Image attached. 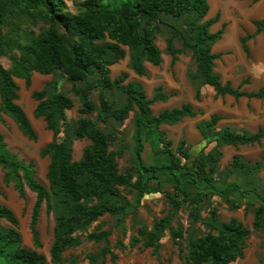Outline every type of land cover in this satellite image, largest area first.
I'll return each mask as SVG.
<instances>
[{"label":"trees","instance_id":"trees-1","mask_svg":"<svg viewBox=\"0 0 264 264\" xmlns=\"http://www.w3.org/2000/svg\"><path fill=\"white\" fill-rule=\"evenodd\" d=\"M209 7V0H135L123 2L112 9L103 0H84L80 10L74 13L69 10L66 0H0V57L10 56L12 62L11 68L0 62V112L9 115L25 136L36 140L38 136L31 120L18 102L20 85L16 78L25 79L30 86L32 72L48 75L61 70L73 82L72 90L82 100L81 116L74 135L90 140L80 159L75 160L72 142L67 137L56 139L66 129L67 112L74 107L73 99L64 92H54L50 96L45 89L32 92L33 98L38 101L36 117H43L47 128L55 134V139L40 152L42 157H50L47 188L37 179L35 162L19 161L9 151L4 135L0 133V165L7 170V179L16 182L21 195H24L25 186L37 195L30 223L35 246H41L38 223L44 202L48 212H55L56 219L49 260L46 254L23 245L17 214L10 206L0 202V264L61 263L64 252L79 242L76 231L107 214L118 215L125 211L129 204L120 197L122 187H131L141 195L162 193L169 199L172 205L169 213L156 219L152 228H139L144 244L156 249L161 245L167 229L175 240L183 237V225L175 228L171 223L185 203L191 206L193 218L203 221L200 202L209 195V190L222 194L229 190V186L219 187L216 176L223 146L260 143L264 139V130L238 133L229 126L216 130L221 115L213 114L210 120L199 122L198 128L204 139L208 143L215 142V145L209 151L202 150L189 162L186 140L182 139L176 150L173 149L172 140L164 130H160V126L178 123L184 117H195L198 112L193 105L185 101L179 107L154 114L152 104L169 98L163 87L156 88L154 96L148 98L142 83L134 80L124 83L129 77L128 71L112 78L110 69L111 65L126 57L125 47H128L129 67L139 75H147L146 61L154 65L162 62V50L156 39L164 25L172 28L171 35L180 36L184 47L192 52L198 75L204 84L213 86L221 95L229 93L236 97L264 98V87L247 93L230 83L223 84L214 71L218 55L212 52V47L223 31L211 32L210 27L218 17L206 19ZM28 15L48 26L39 33H16L10 25ZM165 16L176 19L186 16L190 37L167 21ZM255 23L264 31V19ZM6 26H9L8 34L4 33ZM172 36L167 40V47L174 64L180 50L174 47ZM14 49L18 50V55ZM96 73L98 82L90 83ZM79 83H85L86 87L82 88ZM97 87H100L98 118L102 123L110 120L123 122L131 111L137 110L135 137L139 164L132 169L119 168L118 157L122 152L111 148L118 138L117 133L103 130L88 116L97 108L90 97L92 89ZM111 89L122 90L125 96L122 103L117 104L111 99L107 93ZM150 127L157 129L158 140L163 144V152L169 155V162L147 163L143 159L144 131ZM229 165V172L246 178L258 174L264 162L245 161L241 155L235 154ZM145 174L147 177L144 179ZM135 175L137 178L134 180ZM163 175L171 180L172 188L165 185ZM188 185L196 188L197 192L192 193ZM233 185L240 196L259 201L253 212V227L264 229V192L249 187L239 189L237 182L230 183V186ZM203 187L209 190L204 191ZM226 201L232 207L237 206V201L230 196ZM3 220L9 225H4ZM204 222L211 231L190 240L185 264H232L245 256L251 230L242 221L237 218L222 221L214 207L210 219ZM102 226L98 225V229ZM110 235L111 231L101 230L92 232L89 237L95 241H107ZM107 252L109 249L105 248L104 256Z\"/></svg>","mask_w":264,"mask_h":264},{"label":"rangeland","instance_id":"rangeland-1","mask_svg":"<svg viewBox=\"0 0 264 264\" xmlns=\"http://www.w3.org/2000/svg\"><path fill=\"white\" fill-rule=\"evenodd\" d=\"M84 0H66L69 10L77 12L80 10V4ZM135 0H103L105 5L110 8L116 9L123 2ZM229 3L236 4L237 0H227ZM211 12L208 16L213 17L218 11L210 3ZM235 8V7H234ZM165 19L170 21L173 25L181 29L187 37H190L189 29L186 26L187 17L179 19L165 16ZM16 22L10 27L16 33L34 32L39 33L44 30L48 25L41 20H36L33 16H22L15 20ZM219 28L215 26L214 31ZM172 28L162 25L161 31L157 35L156 42L159 47L164 51L165 59L160 65H153L145 62L147 75L139 76L129 67L130 63V50L125 47L127 54L126 57L112 66L111 76L115 78L123 71L129 72L128 79L125 84L130 81H140L143 83L144 88L149 98L155 94L156 88L164 85V88L169 87V81H177L180 77V71L183 73L184 69L194 74L195 78L199 79L198 67L193 57L192 52L185 48L180 36H172ZM9 26H6L4 33L8 34ZM177 35V34H176ZM173 38L174 47L180 51L177 53L178 64L171 63V53L167 47V40L169 37ZM231 46V53L235 58H239V47L235 44V40L229 43ZM15 54L18 55V50L14 49ZM257 58L262 57L260 53ZM0 62L6 67L11 68L12 62L10 56L0 57ZM20 85V99L19 103L27 113L31 123L37 133L38 138L31 140L25 136L19 129L17 123L7 114L0 112V133L4 135V141L9 151L19 160L30 162L34 161L37 170V179L49 188L47 180V168L50 163V157H42L41 149L48 143L55 139V134L52 130L47 128V123L43 117H36L35 109L38 101L33 98L32 92L34 90H43L47 92V96L52 95L54 92H64L68 94L74 102V107L67 112V125L61 133L56 136L57 140L67 137L73 146V158L80 159L85 146L90 144L87 138H77L74 135V128L78 118L81 116L80 108L82 100L77 96L72 88L73 82L68 80L61 70H55L48 75L38 74L32 72V83L27 86L25 79L16 78ZM99 80L98 74L91 77L90 83H97ZM82 88L86 87L85 83H79ZM261 86V81L256 79L251 85V90H257ZM99 92L100 87L94 88L91 91V99L97 104V108L91 112L90 116L96 123L105 131H115L118 135L117 140L112 144V149L120 150L122 155L118 157V164L120 170L132 169L139 160L136 155L137 140L135 137L137 131L136 114L137 110L131 111L129 117L123 122L110 120L108 123H102L98 118L99 109ZM107 93L111 99L115 100L117 104L124 101V93L122 90L111 89ZM207 93L206 97H209ZM167 104L153 103V113L157 114ZM65 128V127H64ZM164 129L167 136L173 142V149L176 150L180 140L185 133H182L177 125H162L160 130ZM157 129L150 127L144 131L145 148L142 152V157L147 163H164L169 162L170 157L163 152V144L158 141ZM215 142L205 144L209 149ZM187 147V146H186ZM243 160H259L264 162V144L252 147L239 148ZM233 152L227 151L224 158L220 161L219 171L217 172V180L220 188L228 187L229 192L225 194L217 193L215 190H209L203 187V190H209V195H206L203 201L200 202V215L203 221L195 220L191 215V206L185 203L184 206L178 210L172 221V226L177 227L183 225L184 233L182 238L174 239L171 236L169 229L165 232L161 245L156 249L147 247L144 244V238L139 234L141 226H148L152 228L156 219L163 217L172 210V205L169 199L162 193H148L141 195L140 192L131 187H122L120 197L129 205L125 211L118 215L107 214L99 220L85 225L83 228L76 231L75 235L78 236L79 242L67 249L64 252V258L59 264H185L188 257L190 240L208 233L211 231L210 227L204 222L210 219L212 208L218 210L219 217L222 221H228L231 218H237L242 221L250 230V236L247 239V247L245 249V256L232 264H262L264 262V229H255L253 227L254 221V208L259 204L258 200L249 199L236 194L234 185L230 183H239L240 188H256L264 192V171L260 174H253L243 178L236 173L229 172V162L232 159ZM259 158V159H258ZM147 177L145 174L144 179ZM137 178L135 175L134 180ZM165 179V185L172 188L171 180ZM151 185H155L152 181ZM0 201L10 206L17 214L20 221V230L23 235V245L37 249L39 252L46 254L50 260V247L54 240V226L56 224L55 212L47 211L45 202L43 203L40 219L38 223V230L40 234L41 246H35L31 234V216L33 207L36 202L37 195L28 186H25L24 195L20 194L19 188L15 181L7 179V170L0 165ZM192 193H196L197 189L188 185ZM227 196L237 201V206L232 207L226 201ZM56 203V201H55ZM3 224L8 226L9 223L3 220ZM103 226L98 229V225ZM109 230L111 235L107 241L92 240L89 235L94 231ZM109 249L104 256L103 250ZM115 259H114V258ZM3 260V259H2Z\"/></svg>","mask_w":264,"mask_h":264},{"label":"crops","instance_id":"crops-1","mask_svg":"<svg viewBox=\"0 0 264 264\" xmlns=\"http://www.w3.org/2000/svg\"><path fill=\"white\" fill-rule=\"evenodd\" d=\"M210 3L215 9L214 11H218L213 16L218 17L217 21L211 25L210 30L216 32L214 28L218 26V30L223 31L221 38L212 47V52L218 55L215 59L214 71L220 76L223 84L230 83L234 88H239L247 93L259 91L264 87V31L260 30L255 21L264 19V0H237L236 4L229 3L227 0H209V6ZM210 13L212 12L209 7L206 19L213 18L208 16ZM233 40L239 47V58H235L231 53L229 43ZM258 53L262 57L257 58ZM164 59L165 54L162 50V62ZM170 61L172 63V55ZM113 65L110 66L111 70ZM172 65L178 68L180 62L178 64L176 59V62ZM134 73L137 74L135 71ZM180 73L177 81L174 80L172 83L169 81V87L164 88V85H160L163 87V92L169 95V98L166 101H156L155 104H167L162 109L165 110L179 107L183 102L188 101L193 105V109L198 112L195 117H184L178 123L162 124L163 126L177 125L180 131L185 133L182 139L186 140V146L190 152L189 162L193 161L202 150L209 151L215 145L207 149L208 147L205 145L207 140L204 139L198 128L199 122L210 120L213 114L221 115L216 130L226 126L231 127L238 133H255L264 130V98L247 95L236 97L229 93L221 95L217 93L213 86L204 84L201 78H195L189 70L184 69L183 73L181 71ZM256 79L261 81V86L257 90H251V85ZM198 92L199 96H197ZM207 93H210L209 97H206ZM151 108L153 109V106ZM261 144H264V139L260 143L252 145L238 147L224 145L221 160L227 151L233 152V158L235 154L239 153L237 152L239 148L259 147ZM257 161H262V159L252 162ZM262 171H264V167L258 174ZM236 194L240 195L238 191H236Z\"/></svg>","mask_w":264,"mask_h":264}]
</instances>
